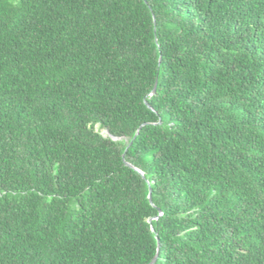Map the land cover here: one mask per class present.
<instances>
[{"label": "trees", "instance_id": "trees-1", "mask_svg": "<svg viewBox=\"0 0 264 264\" xmlns=\"http://www.w3.org/2000/svg\"><path fill=\"white\" fill-rule=\"evenodd\" d=\"M158 249L264 264V0H0V264Z\"/></svg>", "mask_w": 264, "mask_h": 264}, {"label": "water", "instance_id": "water-1", "mask_svg": "<svg viewBox=\"0 0 264 264\" xmlns=\"http://www.w3.org/2000/svg\"><path fill=\"white\" fill-rule=\"evenodd\" d=\"M155 91H156V85L154 86L152 93H155ZM146 104H147L148 107H151L147 102H146ZM112 138L116 139V137H112ZM125 163H126V165H128V166H130V167H132V168H134L136 170H138L144 176V173L142 171H140L139 169H137L136 167H134L132 164H130L129 162H125ZM148 198H149L150 202L153 203L152 202V197H151V190H150V193L148 195ZM160 214H161V211H160ZM152 229H154V228L152 227ZM158 247H159V243H158ZM158 255H159V249H158V252L155 255V257L153 258V260L149 264H153L157 260Z\"/></svg>", "mask_w": 264, "mask_h": 264}, {"label": "rangeland", "instance_id": "rangeland-1", "mask_svg": "<svg viewBox=\"0 0 264 264\" xmlns=\"http://www.w3.org/2000/svg\"><path fill=\"white\" fill-rule=\"evenodd\" d=\"M100 131L101 134L103 135H107V131L105 129H98Z\"/></svg>", "mask_w": 264, "mask_h": 264}]
</instances>
